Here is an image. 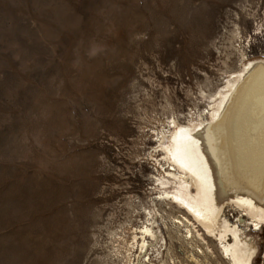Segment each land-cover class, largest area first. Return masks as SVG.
I'll use <instances>...</instances> for the list:
<instances>
[{"label":"rangeland","instance_id":"rangeland-1","mask_svg":"<svg viewBox=\"0 0 264 264\" xmlns=\"http://www.w3.org/2000/svg\"><path fill=\"white\" fill-rule=\"evenodd\" d=\"M254 61L264 0H0V264H185L164 143Z\"/></svg>","mask_w":264,"mask_h":264},{"label":"bare ground","instance_id":"bare-ground-1","mask_svg":"<svg viewBox=\"0 0 264 264\" xmlns=\"http://www.w3.org/2000/svg\"><path fill=\"white\" fill-rule=\"evenodd\" d=\"M225 89L209 119L180 125L163 146L181 210L172 225L191 247L180 252L185 264H213L214 246L225 264H253L249 232L264 222V61L243 64Z\"/></svg>","mask_w":264,"mask_h":264}]
</instances>
